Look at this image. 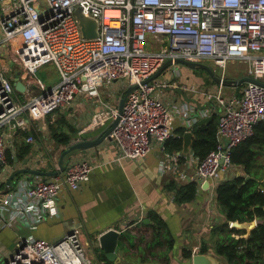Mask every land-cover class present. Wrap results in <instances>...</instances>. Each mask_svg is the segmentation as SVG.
Segmentation results:
<instances>
[{
	"label": "built area",
	"instance_id": "2783aa9c",
	"mask_svg": "<svg viewBox=\"0 0 264 264\" xmlns=\"http://www.w3.org/2000/svg\"><path fill=\"white\" fill-rule=\"evenodd\" d=\"M78 9L96 20L95 38L83 37L75 15ZM0 32L1 55L5 52L6 62L14 64L7 67L0 61V230L14 223L34 228L58 214L63 189L78 190L89 180L90 162L68 159L56 176H18L2 193L6 172L22 167L13 168L7 160L18 130H30L31 123L67 108L79 95L96 96L116 83L126 88L137 85L121 114L108 104L91 116V128L110 125L119 116L110 133L119 151L117 161L135 160L158 148L175 168L188 154L165 149L174 135L175 115L185 120L186 131L199 119L215 115L216 149L202 159H186L187 164H196L194 181L200 186L220 179L233 166L230 150L264 121L262 85L245 83L239 92L225 93L222 85L211 83L204 91L210 105L197 109L182 104L171 110L161 91L167 80L159 76L143 82L167 60L175 65L177 58L210 61L223 69L222 77L229 64L238 62L246 66L243 75L264 82V0H0ZM47 63L59 73L51 86L36 77ZM171 71L177 75L176 69ZM16 72L23 92L14 87ZM26 142L33 143L34 137L28 136ZM162 168L169 167L164 163ZM229 225L233 227L232 222ZM87 248L77 229L56 241L27 236L5 264H96ZM196 250L199 246L193 253Z\"/></svg>",
	"mask_w": 264,
	"mask_h": 264
},
{
	"label": "crops",
	"instance_id": "0c3cea01",
	"mask_svg": "<svg viewBox=\"0 0 264 264\" xmlns=\"http://www.w3.org/2000/svg\"><path fill=\"white\" fill-rule=\"evenodd\" d=\"M173 67L176 69V76L171 73ZM171 68L160 76L168 82L167 88L161 91L171 110H177L182 104L197 109L205 107L208 103L204 91L212 85L204 83L193 71L182 68L178 71L177 64ZM192 87L197 91L191 90ZM125 89L121 83L103 87L96 96L79 95L70 106L58 110L78 130L72 140L95 138L107 129L109 123L96 128L89 127L91 116L105 105L118 107ZM172 123L173 130L182 127L187 129L188 126L184 119L176 115ZM31 125L42 136L34 138V142L30 143L32 150L27 156L31 157L28 166L52 172L66 146H57L47 135L46 119L35 121ZM13 155V162H8L9 165L13 168L23 166L24 159H14L15 149L12 151ZM118 155L119 151L110 138L93 148L73 151L66 160L89 161L93 166L89 180L78 190L63 189L57 199L58 214L44 218L34 228L14 223L11 227L0 230V262L5 264L10 260L24 237L56 241L76 229L80 230L83 243L88 246V253L96 264L98 261L102 264L98 255L106 258L99 248L98 237L111 228L120 231L117 259L112 262L106 258L112 264H192L194 249L199 246V250L195 252H200L203 243L208 245L206 253L216 255L210 233L214 226L225 219L217 206L216 187L221 181L242 173V169L232 166L220 175V179L209 181L208 188H202L197 181L196 198L191 202L178 204L174 200V194L166 186L171 180L186 184L196 179V164L186 162V159L196 160L191 147L187 156L181 158L175 168L170 167L169 160L158 148H153L146 156L135 160L123 158L117 161ZM262 156L260 159L263 162L264 155ZM38 160H41L40 165L37 164ZM164 163L169 168L164 170ZM11 173L6 172V180ZM262 173L264 175V170ZM151 212L157 213L166 224V228L161 229L157 235L151 227ZM146 218L150 222L144 223ZM257 223L258 220L254 219L242 223L243 228L239 229H244V236L247 237ZM185 251H190L191 256L186 257ZM217 257L227 264L224 257Z\"/></svg>",
	"mask_w": 264,
	"mask_h": 264
},
{
	"label": "trees",
	"instance_id": "16d2710c",
	"mask_svg": "<svg viewBox=\"0 0 264 264\" xmlns=\"http://www.w3.org/2000/svg\"><path fill=\"white\" fill-rule=\"evenodd\" d=\"M242 86L236 89L240 90ZM46 123L47 135L54 140L57 146L69 145L72 136L78 132L72 124L68 123L65 116H59L54 120L49 115ZM185 131L186 127L174 129V135L165 142V149L168 153L183 148ZM191 131L193 133L191 151L195 157L202 159L216 149L217 117L215 115L214 119L208 123L198 124L196 122ZM30 135L40 138L42 133L31 128L30 130H18L15 135L13 146L19 160L25 159L32 150V146L26 142V138ZM262 155H264V121L256 125L251 137L230 150L232 165L240 167L242 173L221 181L216 187L217 206L225 219L212 228L210 239L215 254L224 257L227 264H264V192L261 188V186L264 188V180H262L264 161H260ZM7 160L9 163L13 162L11 149L7 150ZM246 176L250 178L246 179ZM166 188L174 194L175 202L182 204L196 198L198 183L191 181L179 184L171 180ZM150 216L153 221L151 227L157 235L161 229L166 228V224L157 213L151 212ZM254 219H257L258 223L247 237L244 236L246 233L244 229L229 225L231 222L248 223ZM207 250V243H203L200 252L206 253ZM184 254L186 257L191 256L190 251H185ZM98 259L102 264H112L102 255H98Z\"/></svg>",
	"mask_w": 264,
	"mask_h": 264
},
{
	"label": "water",
	"instance_id": "95a60500",
	"mask_svg": "<svg viewBox=\"0 0 264 264\" xmlns=\"http://www.w3.org/2000/svg\"><path fill=\"white\" fill-rule=\"evenodd\" d=\"M75 15L79 20V24L81 27L83 37L88 38V39L95 38L97 36V22H96V20L94 18L85 16L84 14L81 13V11L79 9L75 11ZM174 62H175V64L180 63V64L186 65L188 67H191V68H201V69L206 70V72L209 74V76L211 78V83L217 84V85H222L223 87H234V88H236V87H239L245 83H254V84L264 86V82L254 78V77H251V76H245L244 75V76H241L239 78L232 79V78L222 77L220 75H217L214 72V70L211 68V66H209L206 62L188 61V60H185L182 58H177ZM170 65H171V60H167L151 77L144 80L143 82L144 83L149 82V81L161 76L162 72H164V70H166V68H168ZM13 83H14V87L17 91H19V92L24 91V85L22 84V82L20 80V73L19 72L15 73V75L13 77ZM135 88H137V85H129L124 90L123 96H122L120 103H119V106H118L119 114H121V112H122L123 105H124V102L126 100L127 95L130 92H132ZM118 119H119V116H117V118H115L110 123L109 127L107 129H105L98 137L91 138V139H79V140L74 141V142L72 140L70 142V144L67 145L62 150V152L59 156V160H58L59 169L58 170H54L52 172H47V171H42V170H38L35 168H31L28 166V163L31 161V157L29 156V157L25 158L23 160V166L8 176V178L5 182V189L2 193L7 191L8 187H10L12 181H14V178H16L18 176H25L28 179H31L35 175H39V176H43V177L44 176L45 177L56 176L57 174H59L60 172H62L65 169V166H66L67 161H68V160H66V158L73 151L93 148L95 146H98L100 143H102L106 138H110V133H111L112 129L114 128V126L117 124ZM213 119H214L213 115L203 117V118L198 120V124L208 123V122L212 121ZM192 137H193L192 131H185V133L183 135V148H182V151L184 153L189 152L190 147H191ZM14 159H15V161H17L16 156ZM40 163H41V161L38 160L37 164L40 165ZM249 178H250V176H246V179H249ZM209 185H210V183L207 180V181L203 182L202 188H208ZM261 188H262V191L264 192L263 186H261ZM143 222L148 223V222H150V220L148 218H146L143 220ZM232 223H233V227L243 228L242 223H238V222H232ZM71 232H68L67 234H69ZM119 237H120V231L117 229H114V228L106 230L105 232L100 234L98 237L99 248L105 253L106 258L109 261L114 262L117 259V252L119 249V244H118ZM191 259H192V264H224L222 261H220V259L216 255L210 254V253L195 252L192 254Z\"/></svg>",
	"mask_w": 264,
	"mask_h": 264
},
{
	"label": "rangeland",
	"instance_id": "374dc122",
	"mask_svg": "<svg viewBox=\"0 0 264 264\" xmlns=\"http://www.w3.org/2000/svg\"><path fill=\"white\" fill-rule=\"evenodd\" d=\"M0 40H1V32H0ZM2 49H3V47L0 46V61H2V63H4V64H7L8 66H11V65L14 66L13 62H10V61L6 62V60L4 58V56H6L5 52H4V55H1ZM206 63L209 66H211V68L214 70V72L217 75H222L223 69L221 67L215 66L210 61H206ZM171 67L172 66L170 65L168 68H166V70H164V72H162V74H166L168 69ZM177 67H178V69H177L178 71L181 68L184 70H187V71H193L195 73V75L199 76L204 83L211 84V79L209 78L208 73L204 69L191 68V67H188V66L180 64V63H177ZM245 67L246 66L244 64H239L238 62L235 64H229V66L225 70V76L228 78H232V79L239 78L244 74ZM36 77L41 79L42 81H44L48 86H51L58 81L59 73H58V70L53 63H47L38 69V71L36 72ZM223 90L225 93H235V92L237 93L239 91L238 89H236L234 87H224ZM208 104L210 105L211 102L210 103L208 102ZM217 109H220V106H217ZM59 116H62V113L58 112V110H57L56 113L51 115V118L57 119V118H59ZM260 161H261V159H260ZM0 264H3V263L0 262Z\"/></svg>",
	"mask_w": 264,
	"mask_h": 264
}]
</instances>
